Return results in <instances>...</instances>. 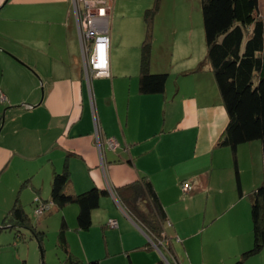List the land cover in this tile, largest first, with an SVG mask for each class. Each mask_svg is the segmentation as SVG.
Returning <instances> with one entry per match:
<instances>
[{
    "label": "crops",
    "instance_id": "obj_1",
    "mask_svg": "<svg viewBox=\"0 0 264 264\" xmlns=\"http://www.w3.org/2000/svg\"><path fill=\"white\" fill-rule=\"evenodd\" d=\"M59 1L0 0V225L15 203L34 209L37 201L51 200L53 177L67 166L71 191L93 186L108 191L92 214L102 235L98 229L80 230L76 219L72 228L77 227L82 242L95 233L106 250V240L119 244L118 250L126 253L119 256V264H159L166 251L152 243L114 192L116 186L142 177L150 180L165 210L164 234L172 246L166 252L177 264L184 261L173 242L184 240L187 246L198 234L210 240L208 254L196 257L199 264H227L232 256L240 257L254 242L250 204L243 197L250 196L251 202V193L264 180L263 143L251 141L236 150L240 196L233 150L219 144L229 116L206 62V42L204 51L191 50L184 41L165 43L158 28L164 18L158 10L151 70L171 76L164 93L144 94L139 86L144 14L154 0H94L110 17L111 76L88 82L73 0H62L67 16L75 13L69 50L51 53L48 29L32 31L17 21L34 17L35 2L46 5L40 13L50 17ZM260 7L264 14V0ZM109 139L117 142L115 149ZM184 183L190 184V191L183 189ZM54 211H63L69 224L79 206L55 207L49 215ZM110 219L118 226L111 227ZM185 250L192 260L188 247ZM112 254L119 253L108 250L104 258L87 253L86 259L105 264L117 260ZM250 262L264 264V248L244 264Z\"/></svg>",
    "mask_w": 264,
    "mask_h": 264
},
{
    "label": "trees",
    "instance_id": "obj_2",
    "mask_svg": "<svg viewBox=\"0 0 264 264\" xmlns=\"http://www.w3.org/2000/svg\"><path fill=\"white\" fill-rule=\"evenodd\" d=\"M161 0H155L154 7L146 10L145 36L141 44L140 91L144 94H160L166 91L168 72L151 70L153 48V24ZM204 35L207 48L206 62L211 66L228 112L229 122L219 142L232 148L235 156V171L240 196L243 195L236 150L239 145L259 140L263 143L262 159L264 169V14L260 0H201ZM206 62L196 69L201 70ZM71 175L67 166L56 172L52 181L51 202L54 208H63L75 203L79 206L78 228L90 230L93 225L92 214L100 206L101 198L108 193L106 189L93 186L75 193L70 190ZM114 192L124 209L146 231L152 243L163 250H172L171 241L164 234L167 216L150 180L142 177L114 188ZM40 203L37 201L36 206ZM251 215L253 223V246L245 250L236 264L245 261L264 248V180L251 193ZM42 216V215H41ZM68 223L62 221L61 246L67 248L65 230ZM3 229H29L38 239H42L26 209L15 203L6 214ZM171 240V239H170ZM167 243V244H166ZM62 264H101L98 259L84 261L69 250ZM41 264H46L42 261ZM159 264H163L160 260Z\"/></svg>",
    "mask_w": 264,
    "mask_h": 264
},
{
    "label": "rangeland",
    "instance_id": "obj_3",
    "mask_svg": "<svg viewBox=\"0 0 264 264\" xmlns=\"http://www.w3.org/2000/svg\"><path fill=\"white\" fill-rule=\"evenodd\" d=\"M163 2V6L160 2L158 10L160 11V15L164 21L161 20L158 28L160 31H163V39L165 43L170 44L171 46L175 44L174 42L179 41L181 43L184 41L190 47V49H194L197 51H204L205 48V35H204V25H203V17L201 10V0H161ZM74 4V0L72 1ZM36 14L29 22H23L22 20H17L20 25L25 24L32 31H40L42 29H48L51 36L49 38V48L48 50L51 53H56L57 50L61 52L69 50L71 45H74L70 39L71 34L68 30H73L76 33L75 20H74V10L72 11L70 17L67 16V12H65L66 6H64V2L61 0L59 2H55L52 6V13L50 17L42 16L40 13L42 8L46 7V5L42 4V2H35ZM61 3V5L56 4ZM154 3L152 7H154ZM75 5V4H74ZM53 7L55 10H53ZM63 8L62 11H59L60 8ZM151 7V8H152ZM161 8V10H160ZM97 11V10H95ZM162 12V13H161ZM159 14V12H158ZM72 21V24L69 23ZM85 21V20H84ZM83 19H80V25L84 23ZM74 23V24H73ZM29 24V25H28ZM114 25V22H113ZM154 26V24H153ZM157 27V24H155ZM49 34V35H50ZM74 36V35H73ZM176 39V40H175ZM23 43V42H22ZM25 46H27V42H24ZM24 46V45H23ZM170 46V48H172ZM141 58V57H140ZM169 73V72H168ZM190 73V72H189ZM186 73V74H189ZM171 76V73H169ZM23 168L24 166L21 165ZM263 183V182H262ZM261 183V184H262ZM260 184V185H261ZM259 185V186H260ZM1 186V184H0ZM26 190V189H25ZM26 191H24L25 193ZM246 201L250 204V213H251V202L250 196L246 195ZM242 198V199H243ZM1 200V199H0ZM74 205V204H73ZM242 205L237 206L235 210L241 208ZM35 207V206H34ZM31 217L34 220L35 225L39 231H42V239H39L29 230V229H21L20 234L18 235L16 230L3 229L0 233V264H41L44 261L46 264H62L66 257L67 251L74 253L78 258L82 260L88 261L87 253L89 255H100L101 258L107 257L103 255L109 250L111 253L118 252L119 254H112L111 258H117V260L107 259L105 260V264H119V256L126 255L125 252L118 250L119 244H112V242L106 240L107 248L104 243V240H96L95 233L90 234L89 240H80L79 231L76 228H72L77 220V214L73 216V218H68L70 222L65 230V237L69 238L66 240L67 248L61 246V222L63 211L61 212H53L51 215L48 213L43 214L42 216H37L35 213V208L32 207L26 209ZM248 211V207H247ZM252 218V215H251ZM252 220V219H251ZM250 223V219H249ZM91 227L87 233L99 230L101 233V226ZM84 234V233H83ZM102 235V233H101ZM103 237V236H102ZM94 239V240H93ZM210 240L205 238L203 235L194 236L192 240H190L187 246L184 244V240L174 241V248L179 259L183 260V264H199L197 261L198 257L201 259L205 254L209 252L208 244ZM188 247V253L191 254L187 256L185 248ZM215 249V247L210 248V251ZM183 251V252H181ZM164 252V256L169 260H171L170 264H176L175 260L171 258L166 251ZM108 255V253H107ZM92 256H89L92 257ZM109 256V255H108ZM162 256V255H161ZM162 256L163 264H169L168 261ZM88 258V259H89ZM237 256H232L231 259L228 260L227 264H236ZM103 264V260H102ZM248 264H254L250 262Z\"/></svg>",
    "mask_w": 264,
    "mask_h": 264
},
{
    "label": "built area",
    "instance_id": "obj_4",
    "mask_svg": "<svg viewBox=\"0 0 264 264\" xmlns=\"http://www.w3.org/2000/svg\"><path fill=\"white\" fill-rule=\"evenodd\" d=\"M94 0H74L75 9L80 19L84 23L80 25V36L84 48V70L88 80L93 78H105L111 76L109 67V46L110 37L108 34L110 17L106 10L99 9L98 4ZM97 10V11H95ZM108 144L111 148L117 147L114 139H109ZM189 183L183 184V189L187 192L191 190ZM53 207L51 202L40 203L35 207L37 216H41ZM108 224L111 227H117L116 220L110 219ZM167 244V243H166ZM176 261V257L172 255Z\"/></svg>",
    "mask_w": 264,
    "mask_h": 264
},
{
    "label": "water",
    "instance_id": "obj_5",
    "mask_svg": "<svg viewBox=\"0 0 264 264\" xmlns=\"http://www.w3.org/2000/svg\"><path fill=\"white\" fill-rule=\"evenodd\" d=\"M154 244H155V243H154ZM162 255L164 256V254H162ZM164 257H165V256H164ZM165 258H166V257H165ZM176 259H177V258H176ZM175 262H176V264L178 263V261H177V260H176Z\"/></svg>",
    "mask_w": 264,
    "mask_h": 264
}]
</instances>
